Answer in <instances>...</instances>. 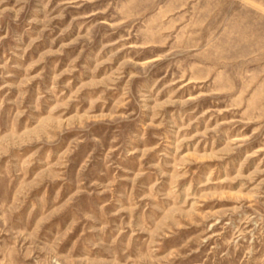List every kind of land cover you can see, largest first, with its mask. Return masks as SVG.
I'll use <instances>...</instances> for the list:
<instances>
[{
  "label": "rangeland",
  "instance_id": "374dc122",
  "mask_svg": "<svg viewBox=\"0 0 264 264\" xmlns=\"http://www.w3.org/2000/svg\"><path fill=\"white\" fill-rule=\"evenodd\" d=\"M0 264H264V0H0Z\"/></svg>",
  "mask_w": 264,
  "mask_h": 264
}]
</instances>
